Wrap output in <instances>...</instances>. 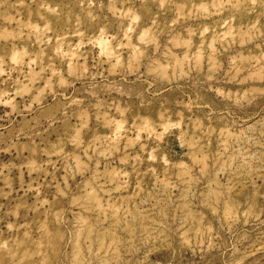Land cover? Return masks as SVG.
<instances>
[{"label":"rangeland","instance_id":"1","mask_svg":"<svg viewBox=\"0 0 264 264\" xmlns=\"http://www.w3.org/2000/svg\"><path fill=\"white\" fill-rule=\"evenodd\" d=\"M0 264H264V0H0Z\"/></svg>","mask_w":264,"mask_h":264},{"label":"bare ground","instance_id":"2","mask_svg":"<svg viewBox=\"0 0 264 264\" xmlns=\"http://www.w3.org/2000/svg\"><path fill=\"white\" fill-rule=\"evenodd\" d=\"M78 35H80V34H78ZM102 37H103V35H102ZM100 40H101V38H99ZM97 41V40H96ZM98 42H99V40H98ZM101 42H104V40H101ZM105 43V42H104Z\"/></svg>","mask_w":264,"mask_h":264}]
</instances>
